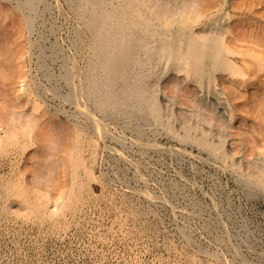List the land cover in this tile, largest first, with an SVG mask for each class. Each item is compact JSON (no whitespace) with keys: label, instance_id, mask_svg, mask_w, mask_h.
I'll return each mask as SVG.
<instances>
[{"label":"rangeland","instance_id":"rangeland-1","mask_svg":"<svg viewBox=\"0 0 264 264\" xmlns=\"http://www.w3.org/2000/svg\"><path fill=\"white\" fill-rule=\"evenodd\" d=\"M85 1L0 0V62L1 70L6 69L0 73L5 79H0V104L5 101L2 107L8 102L13 111H28L26 91L30 89L53 120L68 118L84 133L93 134L94 122L81 111L86 108L92 117L101 118L97 120L102 126H109L100 140L97 183H91L89 196L78 202L76 211L66 209L62 217L57 212L71 194L69 169L63 170L61 164L57 169L60 188L55 181L38 187L48 196L49 212L46 216L33 213L15 194L8 196L4 186L30 180L29 164L34 159L28 151L37 148V143L21 151L13 145L4 150L0 144V264H264V187L255 177L264 167V121L255 107L250 108L253 86L239 87L246 95L237 94L241 102L238 109L234 97L223 88L230 84L229 75L219 70L197 84L155 52L149 62L135 66V76L140 77L136 84L144 83L147 94L152 92L158 114L150 107L138 108L141 100L136 91L121 94L125 106L118 114L100 112L92 99L79 96L85 74L92 73L99 86L104 83L100 58L90 50L91 3ZM105 1L109 8L118 3ZM235 1L222 0L212 7L213 22L203 20V16L195 28L209 30L216 23H235V33L245 39L240 36V42L228 34L226 41L235 49L246 50L253 45L248 33H253V39L256 32L264 35V0ZM230 57L246 67L247 75L238 76L239 80L254 76L253 57L247 59L239 53ZM18 64L20 76L16 75L19 71L14 69L13 74L9 70ZM172 79L178 87L169 90L166 85ZM125 83L118 80L115 89L121 90ZM183 89H188L192 102L181 101ZM217 91L224 92L225 98H218ZM257 94L264 100V93ZM0 127L3 136L1 117ZM56 131L50 133L58 138ZM213 143L224 146V153L213 150ZM63 156L60 152L54 158L62 161Z\"/></svg>","mask_w":264,"mask_h":264},{"label":"bare ground","instance_id":"bare-ground-1","mask_svg":"<svg viewBox=\"0 0 264 264\" xmlns=\"http://www.w3.org/2000/svg\"><path fill=\"white\" fill-rule=\"evenodd\" d=\"M164 1L163 0H118L117 6L116 5L114 6L115 8H109L105 0H90V1L86 0L85 1L86 3L84 2V4H89V2L91 3L90 9L88 11L89 12L88 14L90 15V19L88 18L89 27L91 28V29L89 28L91 30V41L89 42L90 50L92 51L91 53H93V56L95 58H100V67H101L100 70H102V74H103L102 78L104 79L103 81L104 86L103 85L99 86L101 85L100 81L98 82V80L92 75V73H87L85 74V78L83 79V81L81 80L82 86L78 83L81 86V89L79 91L80 93L78 92L79 96L86 95L87 99L88 98L92 99L95 108L100 112H105V111L107 112L109 110L112 113L116 112L118 114V112L122 109V107L125 106L123 102H121L120 99L121 94L125 95V94H129V92L136 91L137 93H139L141 100V102L139 101L140 106L138 108L142 110V109H146V107H150L155 114H158L159 108L157 109L156 100L152 92L151 93L149 92V94H147L148 87L146 84L144 83L136 84L139 83L137 81L139 76H135L137 71V69H135V66L139 65L140 67L144 63L149 62L150 58L153 56V53L156 52L158 56H160L161 60H163L167 64L171 63L177 73H182V75L187 77V79L189 77L193 78V80L197 84H201L203 80L206 79L207 77L211 78L214 72H217L219 70H221L224 74L229 75L230 84L226 85V87L223 88H225L227 94L232 95L234 97L233 99L235 102V107L238 109H240L241 102L238 100L237 94H240L239 95L240 97L241 96L245 97L246 95L245 92L239 91V87L242 86L244 88L245 86L252 85L253 88L255 89V95L253 93L250 96L251 99L253 100V101L251 100L253 104L251 105L250 108L255 107L254 109L255 113H260V118L262 117V120L264 121V114H262V109L264 108V100L263 98H261L262 95L258 96L257 94V92L259 91L261 92V94L264 93V35L262 34L263 32L261 34L259 32L258 34L260 35H256L257 34L256 32L255 39H253L252 32L248 33V36H251L250 40H252L251 43L253 42V45L250 46L248 44L250 47L248 46L246 50L242 49V47L235 49L233 48V45H231L230 42L226 40L228 34H233V37L236 40H239L240 38L244 37L240 35L241 37L239 36L240 37L239 38L238 37L239 33L237 34L235 33L238 27L237 24L222 23L223 25H219L216 23L215 26H213V28L211 27V29L209 30H202V29L200 30L195 28V26L202 21L203 16H205V19L203 20H208L209 22H213L214 13L211 14L212 7H216L217 4H221L222 0H174L172 1L173 2L172 4ZM237 1L238 0H236L235 2ZM249 1H251V3L253 2L252 0ZM81 6L83 8V5L80 4V7ZM18 8L22 9L20 4ZM263 10L264 9H261V11ZM26 22L28 23V21ZM31 23H33V20ZM175 24H177L176 29L175 27H173ZM241 28L243 27H240L238 29ZM255 30H256V26H255ZM239 32L240 34L243 35V33H241V30ZM248 36L247 39L249 38ZM239 41L242 42L241 40ZM244 41L246 40H243V42ZM30 47L28 48V50L30 49ZM231 53H235V54L239 53V55L241 54L247 59L249 56L255 59V60L252 59V61L253 60L255 61V67H254L255 72L253 74L255 76V77L253 76L255 79L253 77H247L242 80L238 79V76H246L247 70L245 69L246 67L243 65V62H240L239 60L230 57ZM1 54L2 53L0 51V56ZM16 54L18 53L16 52ZM244 57H242V59H245ZM19 64L22 66L21 62H19ZM18 65L17 67L15 65L16 68H13L14 64L12 67L9 66V68H13L9 70H13L12 71L13 74H15L14 73L15 70L16 72L19 71L16 73V75L20 76V74L22 75V70H21L22 68H20L21 66ZM92 65H95V63ZM165 65L163 64V66ZM2 69L4 71L1 70V62H0V73L3 74V72H5L6 69H4V67ZM6 72H8L7 75H9V71ZM11 75L12 74L10 73V76ZM1 76L4 78L6 74L4 76L3 75ZM141 77H143L142 74ZM7 78L9 77L7 76ZM78 78H80V76ZM0 79L2 78L0 77ZM259 79H263L262 83H259ZM118 80L127 81V83H125L126 85H123L121 90L115 89V83ZM128 82L131 84H128ZM177 87L178 84L175 79L170 80L166 85V88L169 90L176 89ZM53 90H55V87ZM60 93L61 92H59V94ZM223 93L224 92L222 91L221 92L217 91L218 98L224 99L225 96L223 95ZM33 94L34 92H32L30 89L26 91V98L30 103V107L28 111L18 112L15 109L13 111L12 109L8 108L9 106L8 102L5 103L4 106L2 107L1 104L4 103L5 101L4 102L2 101V103L0 104L1 107L0 117L3 123L5 124V129H4L5 134L3 136H0V144H2V147L5 148L4 150H6L8 146L11 147V145L17 147L18 149L21 148L22 150H24L29 145H33L34 143H37V148H33L28 151L29 157L31 159H34L29 164V167H31L30 170L32 176L27 179H30L29 180L30 182L27 180L25 182L20 180L19 182L17 180L14 182L11 181L12 182L11 185L9 184L10 182L9 183L6 182L7 184H9L8 187L4 185L3 186L4 188H6V193L8 194V196L15 194L17 199L19 198L21 201H23L26 207L31 212L33 213L39 212L40 215H45L47 214V212H49L48 209L49 200H48V196L45 195V192L41 191V189L39 190L38 187L41 186V188H43L42 186H47L50 183H53L54 181L56 182V180L58 179L57 177L55 178L56 172H58L57 169L59 168V166L62 165L63 170L69 169L70 172L69 174L71 175V179H72V181L70 182L71 194L69 195L68 200L62 206V209L57 212V215L62 217L64 216V212H65L64 210L66 209H69L70 211L71 210L76 211L78 202L80 200L86 201L85 197L89 193V190L91 189V185H92L91 183L92 182L94 183V181H96L97 183L99 176L96 175L97 174L96 170H97V161L99 160L98 150L101 142L100 140L102 139L103 136H105L104 133H106L108 129L107 127L109 126L107 125H106L107 127L105 126L107 129L104 127V125L102 126L101 123L98 121V120L101 121V118L100 117L95 118L96 115H94L95 117L94 116L92 117L91 116L92 113H89L86 108L81 109V111L86 116H88L91 119V121L94 122L93 126L95 127V131H93L94 132L93 134L84 133L83 129L78 125V123H76V121L71 122L70 119L66 120L68 119L66 118V116H65L66 119L57 118L56 120H53L51 117L47 115V111L41 108V104L38 102L39 100H36L35 94L34 95ZM180 95L182 96L181 101L183 103L189 101L192 102L191 101L192 98L188 93V89L180 90ZM73 97H71V99L74 100L75 97L74 98ZM68 98L70 99V97ZM79 99L80 98H78V100ZM76 100L77 99H75L74 101ZM135 100L137 101V99ZM82 101H84V99ZM82 104L83 103H81V105ZM250 108L249 110L252 111V109ZM39 109L42 110L40 111ZM123 109L126 110L125 108ZM134 109H136V107ZM153 112L150 113V115L153 114ZM42 118L44 119L43 121ZM103 122L104 121H102V123ZM47 125H52L53 128L51 127L49 128L47 127ZM52 129L57 130L56 132L58 133V138L53 137V135L50 133ZM213 148H214L213 150H215L219 154L224 153L223 150L224 146L222 147L221 144H214ZM60 152L65 153V156H63L64 161L54 158ZM255 177H256V181L261 183V185L264 187V167L256 171ZM58 187L60 188L59 185ZM6 193L4 194L6 195ZM53 199H55V197ZM5 209H7V207ZM182 235L184 236V234ZM188 247H190V245Z\"/></svg>","mask_w":264,"mask_h":264}]
</instances>
